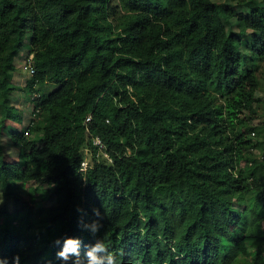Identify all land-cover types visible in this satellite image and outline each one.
I'll return each mask as SVG.
<instances>
[{
	"label": "trees",
	"instance_id": "16d2710c",
	"mask_svg": "<svg viewBox=\"0 0 264 264\" xmlns=\"http://www.w3.org/2000/svg\"><path fill=\"white\" fill-rule=\"evenodd\" d=\"M229 1L0 0L9 264H63L65 236L118 264H264V0Z\"/></svg>",
	"mask_w": 264,
	"mask_h": 264
},
{
	"label": "clouds",
	"instance_id": "9594fccd",
	"mask_svg": "<svg viewBox=\"0 0 264 264\" xmlns=\"http://www.w3.org/2000/svg\"><path fill=\"white\" fill-rule=\"evenodd\" d=\"M2 198H0V204H2ZM94 214L100 216L99 209H94ZM89 227L93 235L99 230V221H93L91 225H85ZM80 239L79 237L65 236L63 237V244L60 250L57 252V258L60 259L63 264H68L71 260V264H118L117 258L108 252V249L104 243L100 240H96L94 244L88 246L85 251L84 257L80 255ZM54 244L60 245L61 238H57ZM74 257V258H73ZM20 257L15 255L12 258V264H19ZM0 264H9L8 258L0 255Z\"/></svg>",
	"mask_w": 264,
	"mask_h": 264
},
{
	"label": "rangeland",
	"instance_id": "374dc122",
	"mask_svg": "<svg viewBox=\"0 0 264 264\" xmlns=\"http://www.w3.org/2000/svg\"><path fill=\"white\" fill-rule=\"evenodd\" d=\"M225 2L229 3V0H225ZM236 8L240 9L241 7L236 5ZM30 50L29 49V38L27 40V42L25 43L24 47L22 48V50L20 51L19 55L16 58V62H17V66L18 69L16 70L15 76H14V81L16 82L17 86L22 88L24 87V85L26 84V80L27 78L30 77V74L26 68V63L23 60V56L25 55V53ZM56 86L55 83H48V86H45V92L50 91L52 89H54ZM17 90L15 92L11 93V99L13 100V102L16 104V106H18L19 109L22 110L23 113V122L21 124L20 128H27L28 124L30 123V121L35 117L33 114V108H34V104L33 102L30 100V96L29 94H26L24 90ZM263 91H259L258 94L260 96H264V86H263ZM248 114V113H246ZM254 122L258 123L260 122V119H254ZM20 125V124H18ZM17 126V125H15ZM253 138H255V135H252ZM264 147V146H263ZM7 153L10 156H16L18 154V152L15 149H8ZM2 191H1V187H0V198H2ZM38 199H40V203H38L39 205H47L50 202H52V198H53V194L47 193V192H39L37 194ZM29 194L27 190H24V198L28 199L29 198ZM3 201H4V197H3ZM10 202V205L12 206V202ZM5 202H3L2 204H4ZM0 204V206L2 205Z\"/></svg>",
	"mask_w": 264,
	"mask_h": 264
},
{
	"label": "built area",
	"instance_id": "2783aa9c",
	"mask_svg": "<svg viewBox=\"0 0 264 264\" xmlns=\"http://www.w3.org/2000/svg\"><path fill=\"white\" fill-rule=\"evenodd\" d=\"M31 71H34V70L31 68ZM90 118H91V116L88 117L87 120H90ZM96 143H97V144H102L100 138H98V137L96 138ZM82 164H83V168H84V169L87 168V162H86V161H84Z\"/></svg>",
	"mask_w": 264,
	"mask_h": 264
}]
</instances>
